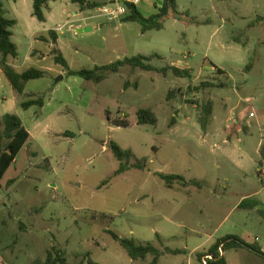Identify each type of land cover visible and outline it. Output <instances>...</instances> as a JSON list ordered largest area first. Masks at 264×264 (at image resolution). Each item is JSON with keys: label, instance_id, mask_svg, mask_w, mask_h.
I'll list each match as a JSON object with an SVG mask.
<instances>
[{"label": "rangeland", "instance_id": "1", "mask_svg": "<svg viewBox=\"0 0 264 264\" xmlns=\"http://www.w3.org/2000/svg\"><path fill=\"white\" fill-rule=\"evenodd\" d=\"M2 1L17 22L18 57L8 63L44 76L20 95L0 67V117L17 115L30 132L0 186V264L45 261L53 247L70 264H151L152 256L132 260L109 231L183 251L161 264H199L198 253L229 236L264 247V0H176L180 18L171 14L162 30L147 32L122 18L112 26L101 7L81 11L71 0L50 1L43 23L33 0ZM137 1L145 17L157 12L159 0ZM54 47L72 71L154 56V67L188 69L192 79L126 66L95 83L57 65ZM38 99L43 107L21 106ZM140 109L152 110L157 125H139ZM112 143L147 158L148 170L116 176ZM158 173L197 185L170 188ZM251 253L224 255L227 264H264Z\"/></svg>", "mask_w": 264, "mask_h": 264}, {"label": "trees", "instance_id": "2", "mask_svg": "<svg viewBox=\"0 0 264 264\" xmlns=\"http://www.w3.org/2000/svg\"><path fill=\"white\" fill-rule=\"evenodd\" d=\"M50 1L59 0H33V17L37 18L40 22H46L45 10L49 9ZM73 3L78 4L81 11L93 10L106 5H101L97 2H92L90 0H71ZM123 6L126 7L127 13L122 17V22H137L142 25L143 32L147 31H160L164 27L165 21L172 14L176 18H180V14L177 9L176 0H160L161 6L157 7V12L150 17H145L138 6L127 0H122ZM259 21L264 22V18H260ZM17 25L16 20L8 19L6 17V10L4 8L3 1L0 0V67L8 79L10 85L18 94H23L26 85L32 81L41 79L44 76V72L37 69H29L25 72H19L15 67L11 66L8 61L9 58L18 57V47L12 41L13 28ZM53 36L54 42H57V36L53 31H50ZM51 55L54 56V62L57 65H61L66 69L70 76H77L88 81H93L95 83H101L105 81L109 76L118 74L122 68L129 66L132 69H140L146 72L157 71L161 74L167 75L168 72H172L174 76L183 79H192V73L188 69H181L175 66H166L163 68H156L151 65V61L154 56L144 57L137 56L132 58H126L124 60H118L115 63L105 65L102 67H96L92 70H80L72 71L69 70L67 61L63 56L61 50L54 47ZM251 67V66H250ZM222 74V70H218ZM172 92L170 93V96ZM44 106V101L42 99L29 100L22 103V108L27 110L32 106ZM211 107L208 105L205 107V116L203 118L202 127L205 129L207 125V120L211 116ZM138 124L139 125H152L155 126L158 123V119L155 113L150 109H140L137 112ZM118 127H128L130 126L129 121L126 119H118L115 123ZM30 140V132L23 125L22 120L19 116L13 114H6L0 117V186L6 173L16 162V158L22 151L24 146ZM112 151L115 158L120 162L119 169L116 171L115 175H120L127 172L132 168L138 170L146 171L148 170V159L142 158L138 159L131 149H123L117 143H112ZM260 162L259 167L262 168L264 165V142L262 143L260 150ZM132 161H135L132 163ZM161 179L166 182L167 187H173L176 182L179 183H190L191 185H197V183L186 181L183 176L180 175H164L162 173L157 174ZM107 183V182H105ZM109 234L117 241L128 253L132 260H146L149 256L153 257L151 264H158L161 257L165 254L179 255L182 254L181 250H173L166 248L165 251L159 250L151 244L139 243L134 239L120 238L117 234L109 231ZM239 248H245L251 251L256 256L264 258V252L262 248L258 245H250L238 237L229 236L218 240L209 249L202 253L197 254V259L199 264H227L225 253L227 250H235ZM89 258V254L87 255ZM34 264H70L65 257L64 251H60L53 247L52 250L48 251L47 258L45 261L36 260ZM75 264H85V260L80 263ZM88 264H98L89 258Z\"/></svg>", "mask_w": 264, "mask_h": 264}, {"label": "built area", "instance_id": "3", "mask_svg": "<svg viewBox=\"0 0 264 264\" xmlns=\"http://www.w3.org/2000/svg\"><path fill=\"white\" fill-rule=\"evenodd\" d=\"M102 16L108 18L110 21H116L124 17L127 13V9L123 5H110L103 6L99 9ZM253 115V114H252Z\"/></svg>", "mask_w": 264, "mask_h": 264}, {"label": "crops", "instance_id": "4", "mask_svg": "<svg viewBox=\"0 0 264 264\" xmlns=\"http://www.w3.org/2000/svg\"><path fill=\"white\" fill-rule=\"evenodd\" d=\"M18 0H15V2H17ZM116 0H113L112 1V3H114ZM127 1H131V2H133V3H135L136 5H137V3H138V1L137 0H127ZM161 6V2H160V0H159V4L157 5V3L155 4V9L157 8V7H160ZM49 9H50V6H49ZM6 13H7V11H6ZM261 145L262 144H260V146L259 147H261ZM262 251L264 252V247L262 248ZM252 254V253H251ZM158 264H161V261H159L158 262Z\"/></svg>", "mask_w": 264, "mask_h": 264}, {"label": "water", "instance_id": "5", "mask_svg": "<svg viewBox=\"0 0 264 264\" xmlns=\"http://www.w3.org/2000/svg\"><path fill=\"white\" fill-rule=\"evenodd\" d=\"M114 3H116V2H114ZM111 25L112 26H116L117 25V23H116V21H111ZM92 30V28L91 27H87V28H85L84 30H80V32H88V31H91ZM62 79V78H61ZM60 79H58L57 81H59ZM224 253H222V255H223Z\"/></svg>", "mask_w": 264, "mask_h": 264}]
</instances>
